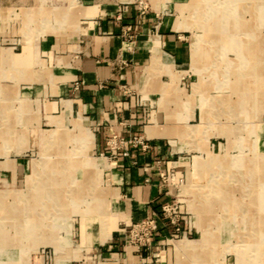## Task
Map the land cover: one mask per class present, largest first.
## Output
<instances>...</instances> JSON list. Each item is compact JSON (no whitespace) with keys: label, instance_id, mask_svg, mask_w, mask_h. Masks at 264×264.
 <instances>
[{"label":"crops","instance_id":"crops-1","mask_svg":"<svg viewBox=\"0 0 264 264\" xmlns=\"http://www.w3.org/2000/svg\"><path fill=\"white\" fill-rule=\"evenodd\" d=\"M15 3H73L74 7L66 20L42 31L33 46L45 55L38 66L43 72L38 75L31 70L30 61L20 64L22 75L27 71L24 83L31 85L25 95L35 102V113L50 136L41 142L45 151L36 159L0 162V171L10 170L11 182H27V198H32L23 208L12 205L1 211L10 213L12 221L0 226V264H170L163 260L170 250L165 248L170 231L160 218L157 231L140 250L126 243L125 229L132 222L157 215L159 205L170 201L159 173L170 163L176 164L174 158L179 153L195 147V117L206 115L202 104L195 103L200 89L198 79H194L198 63L197 55L193 56L194 43L183 40V28L192 24L181 23L172 15L174 0H149V12L144 14L129 6V0ZM157 12L164 13L159 22L154 15ZM196 50L199 52L197 46ZM254 78L257 81L258 76ZM180 79H185L189 91L184 98L187 113L179 110L183 101L179 85H184ZM257 85L251 83L258 93ZM113 133L125 137L140 134L149 146L141 151L128 144V156L120 151L112 156L105 141ZM70 147L103 156L91 158L97 162L83 160L82 152L68 153ZM72 157L75 166L70 180H92V172L86 176L81 172L86 163L87 167L101 166L103 184L95 203L84 210L92 213L90 219L79 216L77 241L68 237L56 240L50 238L49 214L66 217L83 212L82 191L68 196L66 184L59 183L66 181L67 175L52 171ZM3 180L0 177L1 183ZM31 186L41 194L31 193ZM51 196L54 200L49 203ZM68 200L73 207L68 208ZM19 212L26 214L13 216ZM31 213H41L42 220ZM35 228L44 232L36 237ZM176 242V251L195 248L185 236ZM180 243L191 248L182 250Z\"/></svg>","mask_w":264,"mask_h":264},{"label":"rangeland","instance_id":"rangeland-1","mask_svg":"<svg viewBox=\"0 0 264 264\" xmlns=\"http://www.w3.org/2000/svg\"><path fill=\"white\" fill-rule=\"evenodd\" d=\"M0 1L3 3L0 4V162L36 159L45 151L40 148L41 142L50 135L35 113V102L25 95L31 85L24 83L27 71L22 75L20 64L30 61L31 70L38 75L43 72L38 66L45 55L33 50V46L42 31L69 17L74 4ZM129 1V6H134L138 14L149 12V0ZM224 1L174 0L172 5V15L178 21L192 24L183 28V40L185 44L195 43L199 50L194 79L199 81L200 94L195 103L202 104L206 115L195 117L198 128L193 137L195 147L179 153V158H174L178 162L170 163L161 171L162 183L171 197L165 203L173 208L171 217L179 228L175 232L169 227L165 248L170 250L163 260L168 259L170 264H264V0H228L227 6ZM62 8L66 14L60 13L64 11ZM154 15L159 22L164 13ZM180 82L184 83L185 79ZM252 82H257L258 93ZM179 87V96L183 97L179 110L187 113L184 98L188 87L186 83ZM136 136L144 138L140 134ZM185 140L191 141V138ZM83 149L70 147L67 151L72 155L82 152L85 156L80 159L91 162H97L91 158L103 156L102 153L91 155ZM108 150L113 156V151ZM72 158L52 171L67 175L66 181L59 183L67 185L68 196L74 197L75 191H82L83 212L69 213L66 217L57 212L49 214L50 238L56 240L68 237L77 241L79 216L90 219L92 213L85 211L95 203L103 184L101 166L87 167L86 163L81 172L83 176L92 172V180L85 177L70 180L75 166ZM197 161L202 163L200 167L196 166ZM0 172L4 179L3 183L0 181V226H5L12 221V215L1 211L12 205L23 208L32 198H27L26 181L11 182L8 168ZM37 189L30 192L41 194ZM53 200L52 196L48 198L49 203ZM68 201V208L73 207L74 203ZM25 214L19 212L13 216ZM32 215L42 220L41 213ZM125 230L127 234L128 227ZM43 232L35 228L36 237ZM184 236L192 240L193 251H176V240Z\"/></svg>","mask_w":264,"mask_h":264},{"label":"built area","instance_id":"built-area-1","mask_svg":"<svg viewBox=\"0 0 264 264\" xmlns=\"http://www.w3.org/2000/svg\"><path fill=\"white\" fill-rule=\"evenodd\" d=\"M129 30V26H127ZM107 147L115 153L116 151H120L122 156H128L129 152L127 149V145L130 144L134 148H138L141 151H145L149 144L145 138L141 136H119L115 133L109 135L106 139ZM161 180L163 181V173H159ZM173 208L169 203H161L159 205V209L157 215L148 216L143 218L137 222L130 223L128 227V231L126 232V243L133 246L136 250H140L147 246L148 240L153 236V234L158 229V219H164L165 225L169 228L171 227L175 232L179 231V228L176 226V220L174 217H171V213L173 212ZM126 231V230H125Z\"/></svg>","mask_w":264,"mask_h":264},{"label":"bare ground","instance_id":"bare-ground-1","mask_svg":"<svg viewBox=\"0 0 264 264\" xmlns=\"http://www.w3.org/2000/svg\"><path fill=\"white\" fill-rule=\"evenodd\" d=\"M252 1V0H251ZM253 1H255V0H253ZM230 1H228V0H225L224 1V4H225V6H227V4H229L230 5V3H229ZM233 2H234V0H233ZM232 2V3H233ZM235 5V4H234ZM219 7V6H218ZM224 8V7H223ZM210 9V8H209ZM235 9V8H234ZM216 10H217V8H216ZM221 10V9H220ZM230 10V9H229ZM228 9H226L225 11H229ZM224 11V10H223ZM235 11V10H234ZM233 11V12H234ZM208 12V11H207ZM227 12H225V13H227ZM237 12V11H236ZM223 14V13H222ZM220 17V16H219ZM222 20V19H221ZM214 21V20H213ZM212 21V22H213ZM214 23V22H213ZM212 23V24H213ZM220 24V23H219ZM223 26V25H222ZM214 28H215V26H214ZM217 28V27H216ZM217 30V29H216ZM211 42V41H210ZM195 44V43H194ZM196 44L194 45V48H193V56H196L197 55V50H196ZM199 51V50H198ZM195 58V57H194ZM197 61V60H196ZM198 88V86H195V90ZM201 88V87H200ZM261 154V153H260ZM257 156V155H256ZM261 156H263L262 154H261ZM212 158V157H211ZM257 159V158H256ZM213 160V159H212ZM203 162V161H202ZM214 162V161H213ZM201 164L202 163H200V162H196V166H201ZM203 167H205V166H203ZM211 170V169H210ZM219 171V170H218ZM83 173V172H82ZM210 173V172H209ZM211 174V173H210ZM199 177V176H198ZM201 178V177H200ZM218 184V183H217ZM67 186V185H66ZM216 186H219V185H216ZM263 189V188H262ZM5 197V196H4ZM46 200V199H45ZM3 201V200H2ZM261 201V200H260ZM264 201V200H263ZM0 203H2V202H0ZM257 203V202H256ZM264 203V202H263ZM207 205V204H206ZM205 205V206H206ZM257 205V204H256ZM260 205H261V202H260ZM208 207V206H207ZM260 207V206H259ZM225 208V207H224ZM206 210V209H205ZM241 211V210H240ZM227 212V211H226ZM206 214V213H205ZM88 216V215H87ZM84 218V217H83ZM211 218V217H210ZM81 220V219H80ZM234 220V219H233ZM84 223V222H83ZM83 225V224H82ZM225 227V226H224ZM104 232V231H103ZM257 235V234H256ZM255 235V236H256ZM84 237V236H83ZM210 237V236H209ZM193 243V242H192ZM180 244H182V243H180ZM179 248H181L182 250H187V249H190L191 248V246L190 245H188V244H182V245H180V246H178ZM203 247V246H202ZM200 248V247H199ZM195 250V249H194ZM193 251V250H192Z\"/></svg>","mask_w":264,"mask_h":264}]
</instances>
